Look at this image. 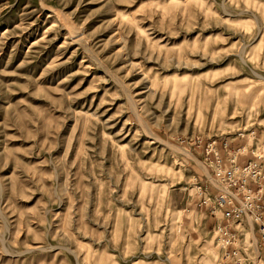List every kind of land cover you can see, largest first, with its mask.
Masks as SVG:
<instances>
[{
    "label": "rangeland",
    "instance_id": "rangeland-1",
    "mask_svg": "<svg viewBox=\"0 0 264 264\" xmlns=\"http://www.w3.org/2000/svg\"><path fill=\"white\" fill-rule=\"evenodd\" d=\"M217 149L264 164V0H0V264H264Z\"/></svg>",
    "mask_w": 264,
    "mask_h": 264
},
{
    "label": "built area",
    "instance_id": "built-area-1",
    "mask_svg": "<svg viewBox=\"0 0 264 264\" xmlns=\"http://www.w3.org/2000/svg\"><path fill=\"white\" fill-rule=\"evenodd\" d=\"M214 152V150H212ZM229 167H223L217 153L215 177L224 187L225 195L221 194L220 206H228L224 212V220L228 228L231 221H238L244 217L253 219L257 226L260 245L263 248L261 260L264 261V164L259 160L249 161L241 166L237 163V153ZM209 152L207 153V155ZM235 190V191H233Z\"/></svg>",
    "mask_w": 264,
    "mask_h": 264
},
{
    "label": "crops",
    "instance_id": "crops-1",
    "mask_svg": "<svg viewBox=\"0 0 264 264\" xmlns=\"http://www.w3.org/2000/svg\"><path fill=\"white\" fill-rule=\"evenodd\" d=\"M239 150H236V152H238ZM236 152H234V154L236 153ZM215 153H217V155H218V158L220 159V161H222V164L223 165H226L227 164V157L225 156V154L223 155V153L221 154V152L219 151V149H217V150H214V152H213V156H215ZM220 155H222V157L223 158H221V156ZM239 157H240V152L239 153H237V163H238V161H239ZM216 158V157H215ZM249 161H253V160H249ZM249 161H247L246 163H244V164H239V165H241V166H244V165H246ZM230 163V162H229Z\"/></svg>",
    "mask_w": 264,
    "mask_h": 264
}]
</instances>
